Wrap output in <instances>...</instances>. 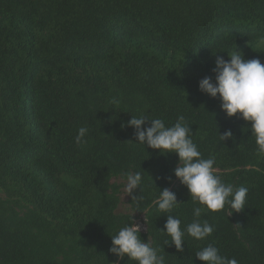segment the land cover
Here are the masks:
<instances>
[{
	"label": "trees",
	"instance_id": "trees-1",
	"mask_svg": "<svg viewBox=\"0 0 264 264\" xmlns=\"http://www.w3.org/2000/svg\"><path fill=\"white\" fill-rule=\"evenodd\" d=\"M236 48L264 63V0H0V264H135L109 248L141 215L140 236L165 264H204L195 252L210 243L238 264H264V157L250 124L198 87ZM144 114L169 126L183 115L222 181L249 189L241 212H202L214 231L186 235L182 252L155 201L160 189L176 194L168 214L182 229L200 205L174 176L176 154L122 128ZM128 171L141 173L143 199L128 196L121 213L116 180Z\"/></svg>",
	"mask_w": 264,
	"mask_h": 264
},
{
	"label": "clouds",
	"instance_id": "clouds-1",
	"mask_svg": "<svg viewBox=\"0 0 264 264\" xmlns=\"http://www.w3.org/2000/svg\"><path fill=\"white\" fill-rule=\"evenodd\" d=\"M227 55L228 59L217 57L212 68L214 79L212 76L202 78L198 83L199 90L211 98L218 97L221 110L228 117L238 115L250 124L256 154L264 157V63L259 58L245 59L244 53L237 48ZM113 103L118 101L114 100ZM149 122L150 126L142 127ZM190 126L183 115H179L176 122L170 126L166 125L163 119L146 114L140 117L131 115V119L122 124V128L132 127L135 130L137 143L159 150L161 155L174 153L178 156L174 176L187 188L193 204L200 205L193 209L192 222L182 229L181 220L168 214L179 204L176 194L168 188L160 189L155 205L157 210L167 217L161 232L170 237V243L178 252L183 251L186 235L198 241L212 235L214 226L206 220H201L202 212L215 213L226 207L229 212H241L246 206L249 191L246 186H235L222 181L214 170L215 158L205 159L202 156L193 142ZM87 133L86 127L79 128L75 137L77 146L86 143L84 137ZM232 136L231 130H226L222 134L219 133V140L224 143ZM122 175L125 179L123 191L127 193L126 196H131L132 202H136L139 207L143 197L134 195V192L138 187L141 188V173L128 171ZM111 241L109 252L117 261L127 257L128 261L135 264H165V258L158 254L157 248L141 238L140 225L134 222L133 216L129 224L111 236ZM165 243L170 244L168 241ZM195 257L204 264H238L235 258L222 256L219 249L211 243L195 252Z\"/></svg>",
	"mask_w": 264,
	"mask_h": 264
},
{
	"label": "rangeland",
	"instance_id": "rangeland-1",
	"mask_svg": "<svg viewBox=\"0 0 264 264\" xmlns=\"http://www.w3.org/2000/svg\"><path fill=\"white\" fill-rule=\"evenodd\" d=\"M116 181L119 182V183H122V184L125 183V181L122 180V179H117ZM126 195H127V193H125L123 191V186H122L121 193H120V203H119L117 212H121V213L130 212V209H129V206H128V203H127L128 196H126ZM135 223L140 225V230H144L145 229L143 215L138 216L137 219L135 220Z\"/></svg>",
	"mask_w": 264,
	"mask_h": 264
}]
</instances>
